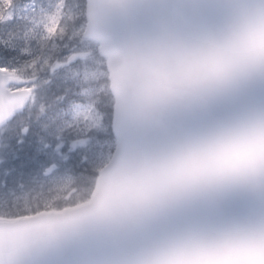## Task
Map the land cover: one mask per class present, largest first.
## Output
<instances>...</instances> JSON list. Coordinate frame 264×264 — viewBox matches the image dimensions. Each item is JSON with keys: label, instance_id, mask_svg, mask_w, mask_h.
Segmentation results:
<instances>
[{"label": "snow or ice", "instance_id": "snow-or-ice-1", "mask_svg": "<svg viewBox=\"0 0 264 264\" xmlns=\"http://www.w3.org/2000/svg\"><path fill=\"white\" fill-rule=\"evenodd\" d=\"M0 264H264V0H0Z\"/></svg>", "mask_w": 264, "mask_h": 264}]
</instances>
